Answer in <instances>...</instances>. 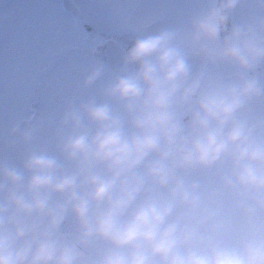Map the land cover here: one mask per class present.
Listing matches in <instances>:
<instances>
[{
    "label": "clouds",
    "instance_id": "obj_1",
    "mask_svg": "<svg viewBox=\"0 0 264 264\" xmlns=\"http://www.w3.org/2000/svg\"><path fill=\"white\" fill-rule=\"evenodd\" d=\"M196 3L68 102L54 150L32 118L11 128L0 264H264V0ZM107 70L97 61L83 86Z\"/></svg>",
    "mask_w": 264,
    "mask_h": 264
},
{
    "label": "snow or ice",
    "instance_id": "obj_2",
    "mask_svg": "<svg viewBox=\"0 0 264 264\" xmlns=\"http://www.w3.org/2000/svg\"><path fill=\"white\" fill-rule=\"evenodd\" d=\"M199 6L196 0H123L115 26L117 31L136 33L161 20L186 25ZM41 14V6L31 0H0V128L6 118L21 116L37 100L47 111L65 99H76L68 86L75 63L63 49L53 52L38 70L25 63L24 44L36 35ZM3 143L0 135V148Z\"/></svg>",
    "mask_w": 264,
    "mask_h": 264
},
{
    "label": "rangeland",
    "instance_id": "obj_3",
    "mask_svg": "<svg viewBox=\"0 0 264 264\" xmlns=\"http://www.w3.org/2000/svg\"><path fill=\"white\" fill-rule=\"evenodd\" d=\"M73 3L81 7L86 21H93L91 26L93 35L97 38H102L105 43L108 39L118 41L125 49L131 45L137 35L145 31L136 33H127L117 31L115 26L116 14L120 10L123 0H72ZM41 6L42 14L37 33L34 37H30L24 44L25 63L31 66L30 70H38L45 65L53 52L58 49H69L70 55L75 63V69L68 81V86L75 92L76 99L74 102L79 103L86 100L91 95H98V91L110 79L109 71L107 70L104 75L88 88L83 86V82L79 81L81 78H86L90 73L92 67L97 61L106 65L105 60L97 58L91 60L86 58L89 54L85 51L84 40L88 38L90 27L87 26L85 30L83 25H86L85 20L77 22L73 18L64 13L62 6L56 0H31ZM8 5L6 4L5 7ZM200 7V6H199ZM198 10V9H197ZM91 21H90V20ZM164 26H175L170 20H161L153 24L146 31H155ZM76 48L81 49V55L78 57ZM87 56V57H88ZM107 67V66H106ZM43 80L47 76L42 77ZM83 90V91H82ZM85 92L86 98L79 97ZM35 104L34 108L26 110L21 116L14 118H6L3 127L0 128V135L4 140L9 138L11 128L23 119L29 120L32 118V123L39 124L41 131L37 138V143L46 145L48 148L54 150L55 148V130L59 125V120L69 102L65 99L54 109L46 110L43 101ZM0 152H4L5 157L18 161L21 154L20 149L10 150L8 148H0Z\"/></svg>",
    "mask_w": 264,
    "mask_h": 264
},
{
    "label": "water",
    "instance_id": "obj_4",
    "mask_svg": "<svg viewBox=\"0 0 264 264\" xmlns=\"http://www.w3.org/2000/svg\"><path fill=\"white\" fill-rule=\"evenodd\" d=\"M62 2H63V7L66 12L71 13L72 15L78 17L79 15L78 9L72 3L71 0H62ZM250 12H251V9L249 6H243L237 9L236 12L233 13L232 20L230 21V26H231V23L233 22H240L243 19H245L250 14ZM123 52H124V49L116 42L114 41L107 42V47H106L107 61H108V65L111 67L113 71L119 69ZM199 62L200 61L198 57L193 58L194 65L198 66ZM260 71L264 72V66L261 67Z\"/></svg>",
    "mask_w": 264,
    "mask_h": 264
},
{
    "label": "flooded vegetation",
    "instance_id": "obj_5",
    "mask_svg": "<svg viewBox=\"0 0 264 264\" xmlns=\"http://www.w3.org/2000/svg\"><path fill=\"white\" fill-rule=\"evenodd\" d=\"M56 1H58L59 3H60V5L62 6V1L61 0H56ZM75 4V3H74ZM75 6H76V8L78 9V17H76V16H74V15H72L71 13H67V12H65L64 10V13L65 14H67L69 17H71V18H73V20H75V21H77V22H80L81 20H85V22H87L86 23V25H83V28L86 30L87 29V26L88 27H90V33H89V36H88V38H86L85 40H84V47H85V51H86V55H87V53L89 54V56L87 57L86 56V58H90L91 60H95V59H97V58H100V60H103V58H104V60H105V63H106V66H107V69H108V71H109V74H108V76L110 75H112V72H113V70L108 66V62H107V58H106V54H105V47L103 48V47H100L98 50H97V54L96 55H94L93 54V51H92V49H93V47H94V41L96 40V37L93 35V31H91L92 30V28H91V26H94L93 25V21H91L90 19V21L91 22H88V21H86V17H85V19H84V15H83V11H82V9H81V7L80 6H78L77 4H75ZM109 40H112V41H114V42H116L117 44H119V45H121L118 41H116V40H114V39H108L107 41H109ZM106 41V42H107ZM105 46H106V43H105ZM122 46V45H121ZM122 48L124 49V50H126L123 46H122ZM65 52L67 51L68 53H69V49L67 50L66 48H62ZM81 49H79V48H76V54H77V56L79 57L80 55H81ZM79 81H81V82H83L84 81V78H81V79H79ZM83 91V90H82ZM98 94H99V91H98ZM79 97H83V98H86V94H85V92H84V94L83 95H81V96H79ZM38 102H41L42 100H37ZM69 101H72L71 99H69ZM35 104H37V102H35L31 107L32 108H34V106H35ZM22 121H28L27 119H23V120H21V122ZM50 149V148H49ZM53 149H55V148H53ZM0 155H2V156H5V154H4V152H0ZM20 155V154H19Z\"/></svg>",
    "mask_w": 264,
    "mask_h": 264
}]
</instances>
